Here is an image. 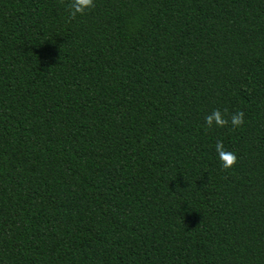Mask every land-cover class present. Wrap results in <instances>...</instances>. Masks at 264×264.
<instances>
[{
  "label": "trees",
  "instance_id": "obj_1",
  "mask_svg": "<svg viewBox=\"0 0 264 264\" xmlns=\"http://www.w3.org/2000/svg\"><path fill=\"white\" fill-rule=\"evenodd\" d=\"M68 4L0 0V264H264V0Z\"/></svg>",
  "mask_w": 264,
  "mask_h": 264
},
{
  "label": "clouds",
  "instance_id": "obj_2",
  "mask_svg": "<svg viewBox=\"0 0 264 264\" xmlns=\"http://www.w3.org/2000/svg\"><path fill=\"white\" fill-rule=\"evenodd\" d=\"M95 0H69L68 13L69 17L75 19L78 15L83 16L87 12L94 9ZM245 113L236 111L229 115L228 109L223 111L214 109L210 114L205 116V122L209 129L214 125L216 127H226L231 123L233 129L241 127L245 123ZM215 151L218 155L219 162L223 169L233 168L237 163V155L235 152L227 150L223 141H217Z\"/></svg>",
  "mask_w": 264,
  "mask_h": 264
}]
</instances>
